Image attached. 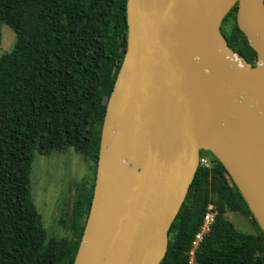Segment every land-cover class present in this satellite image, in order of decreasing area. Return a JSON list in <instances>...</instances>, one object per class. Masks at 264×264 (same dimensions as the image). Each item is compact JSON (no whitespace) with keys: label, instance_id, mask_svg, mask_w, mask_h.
<instances>
[{"label":"water","instance_id":"95a60500","mask_svg":"<svg viewBox=\"0 0 264 264\" xmlns=\"http://www.w3.org/2000/svg\"><path fill=\"white\" fill-rule=\"evenodd\" d=\"M235 6L256 65L222 33ZM127 24L74 264H161L202 152L264 233V0H127Z\"/></svg>","mask_w":264,"mask_h":264},{"label":"trees","instance_id":"16d2710c","mask_svg":"<svg viewBox=\"0 0 264 264\" xmlns=\"http://www.w3.org/2000/svg\"><path fill=\"white\" fill-rule=\"evenodd\" d=\"M237 11L228 14L222 33L230 48L256 65ZM2 25L17 41L0 56V264H74L92 204L107 105L127 50V0H0V43ZM69 148L93 163L94 179L77 188L62 223L68 236L49 237L32 197L33 163L36 154ZM204 153L213 165L199 167L161 264H190L209 204L217 216L196 264H264L263 231L225 167ZM228 213L250 218L257 232L240 231Z\"/></svg>","mask_w":264,"mask_h":264},{"label":"rangeland","instance_id":"374dc122","mask_svg":"<svg viewBox=\"0 0 264 264\" xmlns=\"http://www.w3.org/2000/svg\"><path fill=\"white\" fill-rule=\"evenodd\" d=\"M1 29L3 38L0 56L11 52L17 41L16 33L9 26L2 25ZM204 154L211 157L209 153ZM93 179V163L73 148L51 156L36 154L31 174V192L49 237L68 236L69 231L63 228L62 223L68 217L73 197L79 185L86 183L91 186ZM226 218L242 232H257L251 219L239 213H228Z\"/></svg>","mask_w":264,"mask_h":264},{"label":"built area","instance_id":"2783aa9c","mask_svg":"<svg viewBox=\"0 0 264 264\" xmlns=\"http://www.w3.org/2000/svg\"><path fill=\"white\" fill-rule=\"evenodd\" d=\"M213 165V160L211 157L209 158L208 156H204L201 154L200 158V167H206V168H211ZM217 216V211L216 207L214 204H209L207 212L205 213L203 223L195 235V239L192 242V249L190 251V264H196V253L199 250L201 243L204 241L205 237L208 236L211 231L212 227L215 223V219Z\"/></svg>","mask_w":264,"mask_h":264}]
</instances>
